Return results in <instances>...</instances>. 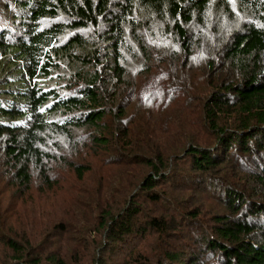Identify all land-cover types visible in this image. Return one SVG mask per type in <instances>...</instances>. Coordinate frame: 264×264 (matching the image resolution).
Here are the masks:
<instances>
[{
  "label": "trees",
  "instance_id": "trees-1",
  "mask_svg": "<svg viewBox=\"0 0 264 264\" xmlns=\"http://www.w3.org/2000/svg\"><path fill=\"white\" fill-rule=\"evenodd\" d=\"M210 10L214 21L236 25L206 46L194 26L205 25ZM154 21L162 27L150 29ZM168 36V65L180 71L171 83H181L186 98L129 114L122 91L138 75L136 58L145 57L139 69L149 71L152 48L164 52ZM200 49L198 92L185 80ZM154 54L160 67L165 59ZM157 95L143 92L137 102L150 105ZM81 125L93 127L105 159L57 156L74 174L73 198L57 202L63 212L54 211L51 225L40 223L41 213L33 223L12 211L31 235H0L8 264H107L111 249L150 234L153 243L132 245L122 264H264V0H0L1 179L13 194L55 195L56 170L39 145L46 133ZM206 200L213 209L200 207ZM56 236L92 250H53L45 241Z\"/></svg>",
  "mask_w": 264,
  "mask_h": 264
},
{
  "label": "rangeland",
  "instance_id": "rangeland-1",
  "mask_svg": "<svg viewBox=\"0 0 264 264\" xmlns=\"http://www.w3.org/2000/svg\"><path fill=\"white\" fill-rule=\"evenodd\" d=\"M214 12H211V10L208 12V20L205 25L203 26H194L197 30L196 32H199L201 30V27L203 30L199 34L201 38L204 39L206 46H212L215 45L216 42L213 40V34L219 35L222 34L225 31H228L232 27L236 25V21L232 19H226L225 17L222 18L219 21H214L216 16L213 15ZM151 28L159 27L161 28L163 23L160 21L151 23ZM148 31V30H146ZM173 36V34L169 35ZM166 37L165 39V51L163 52L162 49H155L158 55V58L160 60L165 59L164 63L160 67H154V64L156 63V60H152V57L154 54V50H152L153 54L150 57V60L148 64H151V69L148 70H140L139 69V60H142L145 62V57H141V59L136 58L137 61V76H134V82L132 86L129 84L125 88L123 94L124 96H129V103L127 101V108L129 114H132L133 112L136 113H143L147 114V109L152 105L153 111L156 109L158 103L165 104L170 103L173 99V97L177 94V97L174 99V102L176 104H180L183 100H185L186 96L184 94V90H181L180 84L176 85L174 83H171V79L175 76H179V69L176 70H170V67L168 64L173 62L174 59L172 58L171 54H168L170 49L171 40L175 41V38L173 37ZM154 43L157 44L159 47H162V39L158 38L157 40H154ZM200 51L205 50H199L197 54L195 55L193 62L191 66L188 68L186 72L187 79L185 81L190 82L192 84H195L197 91L201 90L203 87V78L201 73H198V71L202 70L204 61L202 60L204 57H206L205 53L199 54ZM147 53L144 54L146 56ZM148 68V67H147ZM136 69V63H133L130 65V70L128 73L132 74V70ZM144 71V72H141ZM156 92L158 95L156 98L152 100V104L146 105L145 101L137 102V99L140 98L143 94V92ZM199 92V91H198ZM130 95H132L130 99ZM112 108V107H110ZM151 111V112H153ZM150 112V113H151ZM111 123V117L109 114L102 120V125H110ZM93 127L89 125H81V126H74L71 127L65 131H51L49 133H46V137L44 138L43 142L39 145V148L43 150V152L47 153V156L43 157V162L50 163L52 166L51 168L56 170L55 172L50 170L49 173H53L52 178L59 180V182L55 185V195L54 192H49L48 194L51 195L50 198L47 200L46 195L43 196V194H39L35 191L33 194V199L29 196L25 197L26 194H13L15 191V187H11L10 184L8 185V182L2 178L3 174V166L1 161V155H0V188H2L0 192V206L4 208V211H1L0 216V235L8 234L5 231H8L9 233H12L14 236H18V231L25 230L28 232V227L22 228L18 222L14 221V216L11 215V218H9L10 214L14 210H19L21 212H24V216L30 221L34 222V219H39L38 214L41 213L40 216V223H44L46 225H51V222L56 219V216L63 212V208L60 207V204H69L70 197L73 198V194L71 192L70 185L75 181L73 172L68 168L65 158H59L58 155H64L68 154L69 158H66V160H71L74 162H77L78 160H84V161H92L94 165H98L99 161L101 159H105L102 151L104 150L103 147H98L97 145L93 144ZM103 133L105 135H109L108 127L107 129L103 130ZM62 152V153H61ZM64 152V153H63ZM61 153V154H60ZM108 158V157H107ZM63 161V162H62ZM145 166L138 167L137 170L139 172V178L143 177L145 173ZM33 182L36 184L37 189H40L39 187L40 181L36 173V169L33 167H30L29 169ZM114 186L115 184L112 183ZM39 187V188H38ZM35 187L32 186V191H34ZM197 190V189H196ZM4 192V195L2 196ZM63 194H66V197L64 200L60 199V196ZM200 197L204 196V194H200ZM52 198L55 200L52 202ZM191 200V199H190ZM88 201V200H87ZM196 203L199 204L201 201L200 199H195ZM58 202V203H57ZM191 203V201H186L187 204ZM187 204V205H188ZM204 207L207 209H213V202H210L206 200L205 202H202L200 207ZM54 211H56L57 215H53ZM90 214V213H89ZM89 214L84 213L85 216H89ZM92 215V213L90 214ZM14 217V218H12ZM4 218V219H2ZM25 218V217H23ZM6 220V221H5ZM25 220V219H24ZM38 224V222L36 223ZM30 227V226H29ZM35 231H39V227L34 228ZM185 230V229H184ZM182 231V233L184 232ZM180 233L181 231L178 230ZM92 233L91 231H89ZM49 233H44L41 235V239H47ZM9 235V234H8ZM81 236V234H80ZM2 238V236H0ZM138 238V239H137ZM137 238L134 239V241L130 242L129 244H126L123 247H118L115 250L111 249L109 252L105 254V261L107 264H122L127 256H129L128 252L133 248L134 246L141 245L144 241L147 240L148 244L151 242L153 243V234H150L148 238H143L142 236L137 235ZM171 238V237H170ZM168 239L170 242L171 239ZM37 239V238H33ZM152 239V240H151ZM81 241V239H80ZM1 242V241H0ZM75 239L67 240V242H64V239L60 236L53 237L51 240L45 241V243L50 247H53V250H57L58 248L60 250H64L69 252V254H73L76 247L81 249L83 248V241L79 243H75ZM80 244V246H78ZM91 245V244H90ZM73 250V251H72ZM86 250V251H85ZM90 250H92L91 246H88V249H82V254L88 253ZM11 257V256H9ZM108 260V261H107ZM10 260L5 259L3 256V250H0V264H8Z\"/></svg>",
  "mask_w": 264,
  "mask_h": 264
}]
</instances>
